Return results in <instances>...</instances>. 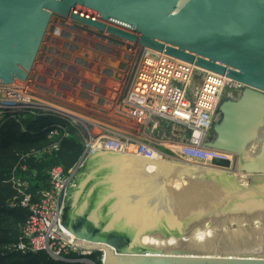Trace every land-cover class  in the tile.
Returning <instances> with one entry per match:
<instances>
[{
    "label": "water",
    "instance_id": "obj_1",
    "mask_svg": "<svg viewBox=\"0 0 264 264\" xmlns=\"http://www.w3.org/2000/svg\"><path fill=\"white\" fill-rule=\"evenodd\" d=\"M54 16L244 86L222 99L206 142L235 157L234 164L215 161L227 172L183 179L151 170L158 166L147 159L95 153L67 198L65 230L101 253L103 264H264V255L212 256L189 246L210 224L264 219L256 208L264 202V0H0L1 85L28 79ZM223 182L229 201L206 210L203 201ZM150 238L177 244L157 255Z\"/></svg>",
    "mask_w": 264,
    "mask_h": 264
},
{
    "label": "built area",
    "instance_id": "obj_2",
    "mask_svg": "<svg viewBox=\"0 0 264 264\" xmlns=\"http://www.w3.org/2000/svg\"><path fill=\"white\" fill-rule=\"evenodd\" d=\"M62 22H65V26L74 23L62 19L58 21L56 28H60ZM57 31L58 28L55 34ZM118 42L122 45L109 46L101 41L109 47L105 50L102 46L101 55L96 56H101V94L96 95V104L81 106L80 103L75 105L71 101L50 102L47 98L53 99L52 94L39 91L37 79L31 74L26 81H15L11 85L0 84V129L5 125L6 118L11 119L12 116L7 114L9 111H27L24 117L38 118L62 106L70 109L73 114L62 118L58 125L53 126L46 135L47 138L59 135L70 123L72 128L69 132L79 133L84 140L83 155L69 176L60 169L52 173L54 178L51 185L54 189L45 195L53 200L52 206L47 202L44 206L46 214H34L28 227L33 237L34 250L46 251L56 261L95 264L90 258L93 253L80 247L84 246L83 241L70 235L63 225L67 198L76 187L78 172L89 156L109 152L147 160L166 158L221 172L227 171L217 167L215 161L235 163L234 156L211 150L206 147V142L211 137L223 96L227 92L238 93L244 86L166 54ZM42 58L43 62L38 66V78L47 68V58L45 55ZM79 116L92 118L96 123L84 127L78 122ZM22 117L20 115L13 119L22 120ZM154 122L152 130L172 124L183 128L184 133L172 135L174 138L167 142V151L159 149L166 148L162 142L157 146L152 145L147 141V135L142 141L132 138L133 135L143 137L145 130ZM40 215L45 217L43 222L39 220ZM44 243L46 246H43ZM62 252L69 259L64 258Z\"/></svg>",
    "mask_w": 264,
    "mask_h": 264
},
{
    "label": "rangeland",
    "instance_id": "obj_3",
    "mask_svg": "<svg viewBox=\"0 0 264 264\" xmlns=\"http://www.w3.org/2000/svg\"><path fill=\"white\" fill-rule=\"evenodd\" d=\"M59 20L62 19L56 16L52 18L45 42L30 74L33 78L37 79L36 83L39 91L43 94H52L53 99L47 98L50 102L54 101L55 103H63L71 101L75 105L80 103L79 105L81 106H85L84 104H96L94 99L96 98V95L101 94V56L97 58L96 56L98 54L101 55L102 46L103 49L108 50L109 46H118L122 44L112 37H108L105 33L97 32L86 26L74 23H72L71 26H65L63 25L65 22H62V26L60 28L57 27L58 31L55 34V31L57 30L56 25ZM101 41L105 42L109 46L101 43ZM44 55L47 58L45 60L47 68L41 74V77L38 78V66L43 62L42 57ZM50 56H53V58H50ZM98 60L100 62H98ZM228 94L233 93L227 92L223 98L228 96ZM67 96L72 99H69ZM22 118V120H13L11 123H7V125L5 124L4 126L6 127L11 124H16L17 127H20V129L26 130V124L23 121L30 120L35 117L23 116ZM155 123L156 122L152 123L150 127L145 130V134L147 135V141H150L154 146H157V144L162 142L163 146L166 148L159 147L160 150H169L167 148V142L172 140L171 138H174L173 136L179 135L178 133H184L183 128L172 124H165L163 125V128L161 126L156 130H152ZM71 128L72 124L68 123L67 126L64 127V131H62V133L47 139L46 144L42 143L37 146L26 145L22 147L12 144L8 148V150L11 149L9 153L11 160L8 161L11 165V169L9 174L6 173V178L0 183V187L1 185H7V187L13 191L15 196L14 198L8 200L9 207L12 209L22 210L25 216L19 224L21 227V238L19 243L15 246L12 245L0 248L1 250L19 252L22 254L45 253L53 259L51 254L46 252H37L34 250L33 237L31 236V230L28 229V227L32 222L34 214L37 215L40 212H45L46 214L44 206L47 205V202L49 206H52L53 200L48 199V197L45 196L52 191V189H54L51 185L52 179L54 178L52 173L60 169L66 176H69L71 171H73L79 163H76L70 169H66L62 164L46 168L45 165L50 162V160L59 157L62 150L61 144L57 142L56 138L60 137L62 140H72L74 142L79 141L81 146H83V150H85V144L82 136L74 131L69 132ZM132 138H136V141H142L144 137H137L133 135ZM164 159H154L153 161H148L153 164L154 162L157 163L160 160H162V162H171L172 164H169V167L175 166L176 168L173 169L174 171L178 170L180 167L183 171L189 173L199 171V173L205 174L209 172L208 169L203 167L182 163L180 164L179 162H175L170 159ZM34 163L35 165H33ZM81 172L82 169L78 172V175ZM234 174L235 172L233 175ZM234 176L236 177L238 183L244 186L248 185L247 176L244 174L237 173ZM179 177L187 179V177ZM228 188L229 185L225 182L214 185L211 189L210 195L203 202V206L206 207V210L209 207L211 208L209 211L216 209L220 210L221 207L223 209L230 198V195L227 194ZM223 191H226V193ZM257 203L259 205L257 204L256 208L261 210L260 214L261 217H263L264 202L262 204L259 199L257 200ZM199 212L201 213V210H199ZM1 216L2 214L0 213V217ZM248 217H244V219L249 221ZM39 220L43 222L45 217L40 215ZM40 221L38 223H40ZM248 221L240 222L239 220L233 219L228 222L229 225L225 224L222 228H217L215 225L208 223L207 225H212V227L204 230H197L196 233L200 236V238L195 237L196 240L191 241L194 245L189 243V246L195 251H201L202 249V251L209 250V252L205 251L206 253H202L212 256H223L229 253L251 254L254 256L264 255V219L254 221L253 225ZM26 236L28 237L27 240L25 239ZM174 243L175 244H172V246H175L177 241H174ZM209 246H212V249H209L211 248ZM154 249L157 251L161 250L157 247ZM162 249H164V247H162ZM95 253H93V255ZM66 255V253H63L64 258L68 257L67 259H69V256ZM93 255L90 256L92 262L97 264L102 261V254L98 253L97 256H94V259L92 258Z\"/></svg>",
    "mask_w": 264,
    "mask_h": 264
},
{
    "label": "trees",
    "instance_id": "obj_4",
    "mask_svg": "<svg viewBox=\"0 0 264 264\" xmlns=\"http://www.w3.org/2000/svg\"><path fill=\"white\" fill-rule=\"evenodd\" d=\"M33 119V120H31ZM30 120H24L25 129H20L16 124L4 126L0 130V183L5 180L6 173H10L11 165L8 161L10 150L8 148L15 144L17 146L26 145H41L47 143V136L44 132V128L51 124L49 118H31ZM11 123V122H9ZM7 125V124H6ZM57 140L61 144V152L59 157L50 160L45 166L50 168L57 164H62L66 169L72 168L79 162L83 154V146L81 143L74 142L72 140ZM49 143V141H48ZM38 164V163H37ZM35 165V163L33 164ZM14 193L7 185H1L0 187V248L7 246H15L19 243L21 238L20 221H22L25 214L22 210L12 209L9 207L8 200L14 198ZM3 253V254H2ZM99 252L93 255L97 256ZM101 254V253H99ZM97 263V262H96ZM0 264H74L69 262H59L51 259L45 253L37 254H22L19 252H10L0 249ZM97 264H101V261Z\"/></svg>",
    "mask_w": 264,
    "mask_h": 264
},
{
    "label": "bare ground",
    "instance_id": "obj_5",
    "mask_svg": "<svg viewBox=\"0 0 264 264\" xmlns=\"http://www.w3.org/2000/svg\"><path fill=\"white\" fill-rule=\"evenodd\" d=\"M17 86H18V84H16ZM25 113H27V111H9V112H7V114H9L10 116H12V117H10L11 119H8V118H6L7 119V121H6V123L5 124H7V123H9V122H11V121H13L14 119L13 118H16V117H18V116H26V114ZM58 114V115H57ZM69 114H73V112L70 110V109H68V108H65V107H62V106H58V107H56L55 108V111H53V112H47V113H45L43 116H42V118H49L50 120H51V124L50 125H48L47 127H45L44 128V132L46 133V135L49 133V131L50 130H52V128H53V126H56V125H58L59 123H60V121L62 120V118H65L66 116H68ZM9 117V116H8ZM75 119H77V118H75ZM78 119H80V120H78V122H81L83 125H84V127H89V126H92L93 124H95L96 122L92 119V118H88V117H82V118H80V116L78 117ZM4 127V126H3ZM2 127V128H3ZM1 130V129H0ZM138 134H140V133H138ZM143 137H146V134H144V135H142ZM159 160V159H158ZM148 161V160H147ZM153 161V160H152ZM150 163H152V162H150ZM155 164H157V166L158 167H160L159 169H158V167H157V170H155L157 173H160V174H175V175H178V176H183V177H187V178H197V176H199V171H195V172H192V173H189V172H185V171H183L180 167H179V169L178 170H176V171H174L173 169H175L176 167L175 166H172V167H169V164H172L171 162L169 163V162H162V160H160V161H158L157 163L156 162H154V164L153 165H155ZM155 167H150V169L151 170H153ZM178 168V167H177ZM204 174V173H203ZM226 174V173H225ZM232 175V174H231ZM235 175V174H234ZM203 177V176H202ZM240 177V176H239ZM88 185V184H87ZM89 187V186H88ZM227 188V187H226ZM93 189H95V191H98V189H99V187H97V186H90L89 187V190H93ZM221 189V188H220ZM218 190V189H217ZM222 190V189H221ZM227 190V189H226ZM228 190H229V188H228ZM227 190V191H228ZM224 192V191H223ZM224 193H226V191L224 192ZM215 195V194H214ZM223 195V194H222ZM228 197V196H227ZM222 198V197H221ZM222 200V199H221ZM220 200V201H221ZM224 201V200H223ZM204 202V201H203ZM212 202V201H211ZM219 202V201H218ZM54 225V224H53ZM199 234V233H198ZM195 237L196 238H200V236L199 235H197V233H196V231L193 233V235H192V241L193 240H196L195 239ZM198 240V239H197ZM145 242L150 246V247H154V248H159V249H161V251H162V247H164V248H168L169 246H172V244H175L174 243V240H169V241H163V240H158V239H155V238H150V239H145ZM192 243V242H191ZM190 243V244H191ZM193 245H194V243H192ZM212 245V244H211ZM222 245V244H221ZM43 246H46V243H44L43 244ZM194 247H196V246H194ZM197 247H198V245H197ZM209 247H211V248H209V249H212V246H209ZM218 247V246H217ZM194 249V248H193ZM198 249V248H197ZM202 249V248H201ZM206 249V248H205ZM203 250V249H202ZM200 251V253H202V252H205V251H207V252H209V250H204V251ZM161 251L159 250V252H157V255H161ZM198 251V252H199ZM220 251V250H219ZM46 252V251H45ZM206 253V252H205ZM54 260V259H53ZM59 262H61V261H59Z\"/></svg>",
    "mask_w": 264,
    "mask_h": 264
},
{
    "label": "crops",
    "instance_id": "obj_6",
    "mask_svg": "<svg viewBox=\"0 0 264 264\" xmlns=\"http://www.w3.org/2000/svg\"><path fill=\"white\" fill-rule=\"evenodd\" d=\"M25 119V118H24Z\"/></svg>",
    "mask_w": 264,
    "mask_h": 264
}]
</instances>
